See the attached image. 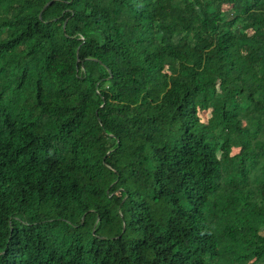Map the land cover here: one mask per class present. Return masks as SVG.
Returning a JSON list of instances; mask_svg holds the SVG:
<instances>
[{
	"label": "trees",
	"instance_id": "trees-1",
	"mask_svg": "<svg viewBox=\"0 0 264 264\" xmlns=\"http://www.w3.org/2000/svg\"><path fill=\"white\" fill-rule=\"evenodd\" d=\"M0 264H264V0H0Z\"/></svg>",
	"mask_w": 264,
	"mask_h": 264
},
{
	"label": "rangeland",
	"instance_id": "rangeland-1",
	"mask_svg": "<svg viewBox=\"0 0 264 264\" xmlns=\"http://www.w3.org/2000/svg\"><path fill=\"white\" fill-rule=\"evenodd\" d=\"M224 10H228V7H224L223 8ZM227 14H229L228 12H227ZM199 116H200V118H201V121H206V119H207V117H208V114L207 113H200L199 114ZM237 152V150H233V152L232 153H236Z\"/></svg>",
	"mask_w": 264,
	"mask_h": 264
}]
</instances>
